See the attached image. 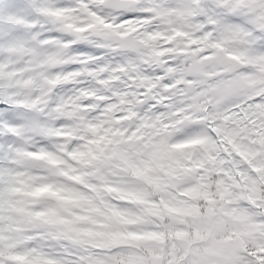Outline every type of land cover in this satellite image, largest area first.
Wrapping results in <instances>:
<instances>
[{"label": "snow or ice", "instance_id": "6c2138e0", "mask_svg": "<svg viewBox=\"0 0 264 264\" xmlns=\"http://www.w3.org/2000/svg\"><path fill=\"white\" fill-rule=\"evenodd\" d=\"M0 264H264V0H0Z\"/></svg>", "mask_w": 264, "mask_h": 264}]
</instances>
